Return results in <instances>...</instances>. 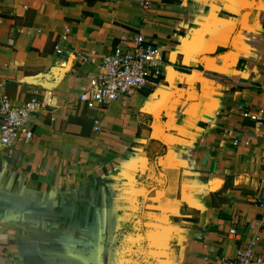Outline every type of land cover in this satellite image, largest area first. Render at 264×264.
<instances>
[{
  "label": "crops",
  "instance_id": "0c3cea01",
  "mask_svg": "<svg viewBox=\"0 0 264 264\" xmlns=\"http://www.w3.org/2000/svg\"><path fill=\"white\" fill-rule=\"evenodd\" d=\"M134 33L160 74L89 108ZM0 81L47 103L0 152V264H216L257 236L264 254V121L245 116L264 109V0H0Z\"/></svg>",
  "mask_w": 264,
  "mask_h": 264
},
{
  "label": "built area",
  "instance_id": "2783aa9c",
  "mask_svg": "<svg viewBox=\"0 0 264 264\" xmlns=\"http://www.w3.org/2000/svg\"><path fill=\"white\" fill-rule=\"evenodd\" d=\"M122 41L124 45L116 46L102 59L101 69L90 76L88 85L79 94L80 100L89 108H105L120 97L151 84L153 78L160 74L164 62L160 45L141 33H134L131 38L123 35ZM3 87L4 83L0 81V152L19 142L31 140L34 137L31 115L47 106L46 101L37 95L17 105ZM263 113L264 109L258 113L245 111V116L262 123ZM99 122V119H95L97 130L100 128ZM258 240L259 237H255L251 246L239 248L233 257L219 256L216 264H264V254L255 248ZM205 258L209 260L208 256ZM3 264L14 263L8 261Z\"/></svg>",
  "mask_w": 264,
  "mask_h": 264
},
{
  "label": "trees",
  "instance_id": "16d2710c",
  "mask_svg": "<svg viewBox=\"0 0 264 264\" xmlns=\"http://www.w3.org/2000/svg\"><path fill=\"white\" fill-rule=\"evenodd\" d=\"M88 1V3L89 4H91V3H94V2H96V1H98V0H87ZM170 1V0H169Z\"/></svg>",
  "mask_w": 264,
  "mask_h": 264
},
{
  "label": "water",
  "instance_id": "95a60500",
  "mask_svg": "<svg viewBox=\"0 0 264 264\" xmlns=\"http://www.w3.org/2000/svg\"><path fill=\"white\" fill-rule=\"evenodd\" d=\"M1 147H2V144H1V142H0V149H1Z\"/></svg>",
  "mask_w": 264,
  "mask_h": 264
}]
</instances>
